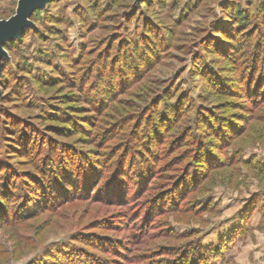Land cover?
I'll return each instance as SVG.
<instances>
[{
	"label": "rangeland",
	"instance_id": "1",
	"mask_svg": "<svg viewBox=\"0 0 264 264\" xmlns=\"http://www.w3.org/2000/svg\"><path fill=\"white\" fill-rule=\"evenodd\" d=\"M28 22L1 44L0 264H264V0H49ZM64 162L75 189L30 192Z\"/></svg>",
	"mask_w": 264,
	"mask_h": 264
},
{
	"label": "trees",
	"instance_id": "2",
	"mask_svg": "<svg viewBox=\"0 0 264 264\" xmlns=\"http://www.w3.org/2000/svg\"><path fill=\"white\" fill-rule=\"evenodd\" d=\"M234 13H235L234 18L239 20V22H237L238 23L237 25H241V24H243L249 20V14L245 11H242L238 6L236 7V10ZM11 41H12V43H14V42H16V39H12ZM260 64H261V67H259L258 69H257V67H255V69H257V70L250 74L247 81H252V83H254V81H256V78H258L257 80H259L260 82L264 80V74H262L264 72H262L261 74H258L260 71H264V65L262 64V62H258L256 65H260ZM258 88H259L258 91H262V90H264V85L260 84L258 86ZM128 154L129 153L127 152L126 157L128 156ZM82 162H84V161H82ZM79 168L80 167L74 168L68 162H64V167L60 166V168L59 167H56V168L52 167L49 169V168L44 167V170H41L43 173L41 176L38 177L36 175L35 176L31 175V177L34 178V182L30 183V188H31L30 192L33 194H36L35 196H41L40 198L44 199V201L46 203H48V201L50 200V197H49L50 190L53 191L54 189H57L56 184H58V182L60 183V181H58V179H57L58 176L61 177L62 179H64L65 191L67 190L68 187H69L68 189H71V190L75 189L72 186V185H74L72 183L75 179V175H74L75 172L74 171L76 169H79ZM89 179H90V177H86V178L80 177V179L77 182L78 184L76 185L77 189L79 190L78 191L79 193L81 191H82L81 193H84L87 191V190L86 191H84V190L87 189V183L89 182L88 181ZM37 186L42 187V188H40V189L35 188ZM112 190L113 191L116 190L117 193L114 192L115 195H118V193H121V195L123 194V190L120 191V188L112 189ZM115 195H114V197H117ZM118 196H120V195H118ZM34 199H35V197H34ZM197 255H199V254L197 253ZM196 259H197V261L190 262L189 264H200V263H202L200 258H199L200 260L198 258H196ZM189 261L190 260H187L186 263H188ZM208 261H210V260H208ZM211 261H212V259H211ZM228 262H230V260H228L226 264H228Z\"/></svg>",
	"mask_w": 264,
	"mask_h": 264
},
{
	"label": "water",
	"instance_id": "3",
	"mask_svg": "<svg viewBox=\"0 0 264 264\" xmlns=\"http://www.w3.org/2000/svg\"><path fill=\"white\" fill-rule=\"evenodd\" d=\"M47 1L49 0H21L17 13L7 20L0 21V55L2 54L1 44L8 38H17L24 33L33 12Z\"/></svg>",
	"mask_w": 264,
	"mask_h": 264
}]
</instances>
